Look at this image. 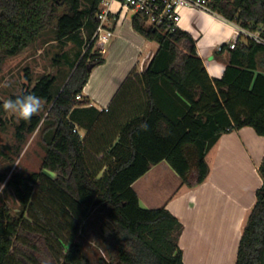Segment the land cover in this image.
<instances>
[{
	"label": "trees",
	"instance_id": "trees-1",
	"mask_svg": "<svg viewBox=\"0 0 264 264\" xmlns=\"http://www.w3.org/2000/svg\"><path fill=\"white\" fill-rule=\"evenodd\" d=\"M100 2L0 0V71L8 58L34 43L57 14L55 39H73L86 48L76 53L71 73L55 94L56 76L43 75L31 85L26 68L27 84L9 97L30 93L41 97L49 104L51 124L45 130L48 138L40 170L10 177L0 172V185L7 180L21 205L19 214H13L6 202L0 204V264H93L75 242L77 228L70 223L91 207L102 214L100 232L109 254L100 264H185L179 245L183 223L165 207H143L132 184L166 160L183 184L195 187L207 178L206 155L223 133L252 126L264 135V73L256 71V56L264 45L252 39L242 44L238 38L229 49L223 76L212 78L190 33L155 28L141 13L132 17L134 29L158 43L138 75L146 99L143 113L120 122L110 106L104 111L85 106L89 99L82 93L90 73L105 61L103 49L93 39ZM209 4L264 38V0H209ZM62 58L67 60V54L55 61ZM3 102L0 99V125L6 113ZM42 120L41 113L29 121L20 119L17 137L34 133ZM142 123L148 124L147 131L141 130ZM90 136L97 151L104 144L110 149L106 163L95 170L86 154ZM260 170L264 178V164ZM256 195L236 264H264V184ZM26 213L33 214L32 221Z\"/></svg>",
	"mask_w": 264,
	"mask_h": 264
},
{
	"label": "crops",
	"instance_id": "crops-1",
	"mask_svg": "<svg viewBox=\"0 0 264 264\" xmlns=\"http://www.w3.org/2000/svg\"><path fill=\"white\" fill-rule=\"evenodd\" d=\"M181 14L180 28L195 40L209 75L222 77L232 49L229 43L236 34L234 21L196 8L185 7ZM133 15L120 2L112 3L107 27L115 34L104 48L105 61L93 68L82 93L89 99L85 106L100 111L110 106L120 122L143 113L146 99L138 75L158 48L156 41L134 29ZM249 40L239 37L242 44ZM256 63V71L264 73V51L257 54ZM82 130L79 132L85 136ZM206 161L210 172L195 187L183 184L166 160L153 165L132 187L143 207H165L183 223L179 245L185 264H236L244 224L256 202L257 190L264 184L260 170L264 135L252 126L223 133L208 151Z\"/></svg>",
	"mask_w": 264,
	"mask_h": 264
},
{
	"label": "rangeland",
	"instance_id": "rangeland-1",
	"mask_svg": "<svg viewBox=\"0 0 264 264\" xmlns=\"http://www.w3.org/2000/svg\"><path fill=\"white\" fill-rule=\"evenodd\" d=\"M61 8L60 11H63ZM57 14L51 25H49L41 35L19 55L8 58L0 71V99L3 101L9 99L11 94L20 93L27 84L25 79L26 68L29 69L31 85L40 77L46 74L56 76V81L52 87V93L55 94L61 85L67 80L71 73L70 63L75 59L78 51H85V47H80L75 40L70 39L64 42L55 39V24L58 18ZM66 53L68 59L62 58L60 62L55 61L58 55ZM8 87H4V84ZM44 102L41 110L43 120L40 127L34 133H26L23 139L17 137V127L20 119L10 113L3 116L4 124L0 125V172L8 174L10 177L15 172L28 174L32 171H38L41 168L43 158L46 153L45 140L48 135L45 134L46 128L51 124L47 118L49 104ZM84 131V130H82ZM89 146L86 150L87 159L91 169L95 170L102 166L109 158L108 144H104L103 150L93 140L89 138ZM105 152V153H104ZM3 188H0V204L6 202L13 214H19L21 205L13 187L3 182ZM25 217L33 220L32 213H26ZM102 214L99 208L91 207L83 217L70 220L72 227L77 228L75 242L80 244L83 252L93 264H100V259L109 258L108 251L102 243L100 226Z\"/></svg>",
	"mask_w": 264,
	"mask_h": 264
},
{
	"label": "built area",
	"instance_id": "built-area-1",
	"mask_svg": "<svg viewBox=\"0 0 264 264\" xmlns=\"http://www.w3.org/2000/svg\"><path fill=\"white\" fill-rule=\"evenodd\" d=\"M114 1L120 2L122 6L131 9L134 13H141L148 24L155 28H163L165 31H174L180 28L181 10L185 7L218 14L212 9L209 0H101L97 14L99 24L93 39L96 38L97 45L103 51L115 34L113 28L107 27ZM234 25L236 34L233 41L229 43L230 48H234L236 40L242 36L264 45V38L261 37L259 31L246 28L237 22H234ZM77 98H81V95H78ZM105 109L107 110V108Z\"/></svg>",
	"mask_w": 264,
	"mask_h": 264
},
{
	"label": "clouds",
	"instance_id": "clouds-1",
	"mask_svg": "<svg viewBox=\"0 0 264 264\" xmlns=\"http://www.w3.org/2000/svg\"><path fill=\"white\" fill-rule=\"evenodd\" d=\"M3 86L8 87L6 83ZM43 106L42 98L31 93L17 96L15 99H7L2 104L4 112L24 121H29L34 115L39 114ZM140 128L142 131H147L148 124L142 123ZM0 188H3V185H0Z\"/></svg>",
	"mask_w": 264,
	"mask_h": 264
},
{
	"label": "water",
	"instance_id": "water-1",
	"mask_svg": "<svg viewBox=\"0 0 264 264\" xmlns=\"http://www.w3.org/2000/svg\"><path fill=\"white\" fill-rule=\"evenodd\" d=\"M89 69L91 70V67Z\"/></svg>",
	"mask_w": 264,
	"mask_h": 264
}]
</instances>
